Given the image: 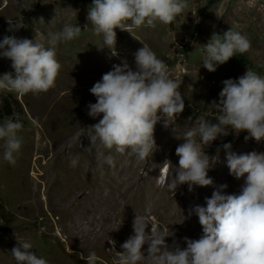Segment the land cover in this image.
I'll list each match as a JSON object with an SVG mask.
<instances>
[{
    "label": "rangeland",
    "instance_id": "1",
    "mask_svg": "<svg viewBox=\"0 0 264 264\" xmlns=\"http://www.w3.org/2000/svg\"><path fill=\"white\" fill-rule=\"evenodd\" d=\"M3 1L0 41L5 35H15L36 38L47 46V33L62 29L65 23L80 25L82 32L76 40L57 45L61 69L53 88L24 96L3 92L13 100L23 127L18 132L22 147L15 165L3 159L0 146V203L5 210L0 226L10 230L0 237V264H16L11 250L18 240L31 242L33 251L48 264H87L82 255L87 257L92 251L98 256L97 264H118L115 250L123 251L121 245L133 234L136 213L148 214L162 231L173 233L166 238L169 245L175 241L186 247L184 237L198 239L202 227L197 216H188V210L206 206L205 197H211L214 187L194 186L190 192L184 184L173 196L160 186L158 177L169 168L165 160L178 167L176 148L184 141L175 136L182 137L201 116L216 122L217 109L211 104L219 102L224 80L239 78L247 68L264 76V0H188V8L171 24L115 29L113 49L104 47L102 36L94 33L87 19L92 0ZM9 22L19 30L9 32ZM230 28L246 35L251 49L236 53L209 72L202 66V45L213 32L223 34ZM177 42L189 48L186 62L179 67L174 58ZM143 44L165 63L170 77L180 82L185 110L169 120L168 127L163 120L156 124V148L139 161L130 151L107 150L98 139L92 143L86 128L99 120L88 115V104L96 102L90 88L123 59L135 70L134 53ZM8 72L14 74L11 61L0 57V75ZM247 135V131L237 134L230 129L229 135L204 149L218 158L208 176L217 186L227 184L226 194L239 195L246 175L236 179L229 174L222 145L231 143L237 154L264 152V141H245ZM107 155L113 157L112 165L105 163ZM110 241H115V250Z\"/></svg>",
    "mask_w": 264,
    "mask_h": 264
},
{
    "label": "clouds",
    "instance_id": "2",
    "mask_svg": "<svg viewBox=\"0 0 264 264\" xmlns=\"http://www.w3.org/2000/svg\"><path fill=\"white\" fill-rule=\"evenodd\" d=\"M188 6V0H92L87 19L94 33L102 36L104 47L113 49L115 29L128 31L130 26L168 25ZM19 28L9 22V32ZM81 32L80 25L65 23L62 29L47 33V46L36 38L5 35L0 41V57L11 61L14 74L0 75V92L24 96L53 88L61 69L57 45L76 40ZM202 46V66L215 72L236 53L248 52L252 45L246 35L230 28L223 34L213 32ZM134 59L135 70L123 59L120 64H113L112 70L90 88L96 102L88 104V115L99 120L86 130L92 143L98 139L107 150L115 149L120 154L130 151L137 160L144 161L156 148V124L163 120L168 127L169 120L185 110V100L178 90L180 82L170 77L165 63L149 46L143 44L134 53ZM222 83L219 102L211 104L217 109L216 122L201 116L182 137L175 136L184 141L176 148L178 167L165 160L169 168L158 177L160 186L166 187L173 196L184 184L190 192L194 186L214 187L211 197H205L206 206L195 205L188 210L189 217H198L202 235L198 239L184 237L186 247L175 241L169 245L166 238L173 233L168 235L162 231L148 214L136 213L133 234L121 245L123 251L117 252L115 241H110L118 253V264H264V152L237 154L232 151L231 143L222 145L229 174L236 179L246 175L241 193L235 195L225 193L227 184L217 186L208 176L218 158L210 157L204 150L218 137L229 135L230 129L237 134L247 131L245 141H264V76L247 68L239 78ZM22 127L19 118L12 116L0 125L3 159L10 165H15L22 147L18 136ZM104 161L112 165L113 157L107 155ZM76 163L75 159L71 161L72 166ZM33 250L31 242L18 240L11 256L16 264H48ZM82 258L87 264L98 261L95 251Z\"/></svg>",
    "mask_w": 264,
    "mask_h": 264
},
{
    "label": "trees",
    "instance_id": "3",
    "mask_svg": "<svg viewBox=\"0 0 264 264\" xmlns=\"http://www.w3.org/2000/svg\"><path fill=\"white\" fill-rule=\"evenodd\" d=\"M15 114V115H14ZM13 119L18 117V113L13 104V100L9 95L0 92V125H2V120H7L9 117ZM5 214L4 206L0 203V217ZM10 230H6L0 226V237L6 236Z\"/></svg>",
    "mask_w": 264,
    "mask_h": 264
},
{
    "label": "built area",
    "instance_id": "4",
    "mask_svg": "<svg viewBox=\"0 0 264 264\" xmlns=\"http://www.w3.org/2000/svg\"><path fill=\"white\" fill-rule=\"evenodd\" d=\"M189 48L188 45L185 42H177L176 43V53H175V59L177 61V64L180 66L182 63H185L187 60ZM182 70H186L184 67Z\"/></svg>",
    "mask_w": 264,
    "mask_h": 264
},
{
    "label": "bare ground",
    "instance_id": "5",
    "mask_svg": "<svg viewBox=\"0 0 264 264\" xmlns=\"http://www.w3.org/2000/svg\"><path fill=\"white\" fill-rule=\"evenodd\" d=\"M4 1H5V0H4ZM4 1H3V2H4ZM7 2H8V1H7ZM2 7H3V6H2ZM176 66H177V65H176ZM178 67H179V65H178Z\"/></svg>",
    "mask_w": 264,
    "mask_h": 264
}]
</instances>
